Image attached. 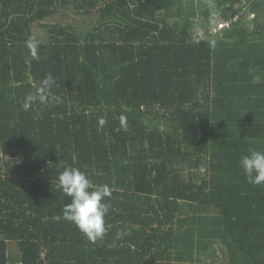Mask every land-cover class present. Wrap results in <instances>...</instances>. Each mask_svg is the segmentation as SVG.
Listing matches in <instances>:
<instances>
[{"label":"trees","instance_id":"16d2710c","mask_svg":"<svg viewBox=\"0 0 264 264\" xmlns=\"http://www.w3.org/2000/svg\"><path fill=\"white\" fill-rule=\"evenodd\" d=\"M250 148L264 0H0V264H264ZM67 166L111 189L94 242Z\"/></svg>","mask_w":264,"mask_h":264},{"label":"clouds","instance_id":"9594fccd","mask_svg":"<svg viewBox=\"0 0 264 264\" xmlns=\"http://www.w3.org/2000/svg\"><path fill=\"white\" fill-rule=\"evenodd\" d=\"M209 7L214 8V5L209 4ZM31 46L33 49L36 47L34 43ZM52 82L50 75L44 81L45 85H51ZM35 99V96H27L22 105L23 109L28 110ZM239 167L249 184L264 185V151L250 148L246 155L240 157ZM57 187L70 198V202L64 205L63 218L73 223L90 241L101 238L106 232L105 216L109 205L104 200L111 196L109 186L100 185L93 188L86 173L67 166L57 177Z\"/></svg>","mask_w":264,"mask_h":264},{"label":"rangeland","instance_id":"374dc122","mask_svg":"<svg viewBox=\"0 0 264 264\" xmlns=\"http://www.w3.org/2000/svg\"><path fill=\"white\" fill-rule=\"evenodd\" d=\"M252 16H253V15H249V16H248L249 21L251 20ZM221 26H222V25H219V26L217 27V29H220Z\"/></svg>","mask_w":264,"mask_h":264}]
</instances>
